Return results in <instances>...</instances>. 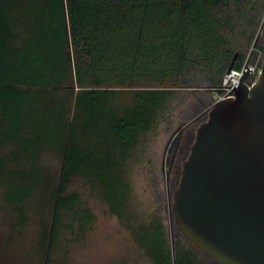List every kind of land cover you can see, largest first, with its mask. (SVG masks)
I'll return each mask as SVG.
<instances>
[{"label": "trees", "instance_id": "1", "mask_svg": "<svg viewBox=\"0 0 264 264\" xmlns=\"http://www.w3.org/2000/svg\"><path fill=\"white\" fill-rule=\"evenodd\" d=\"M263 12L264 0H0V187L13 226L39 214L28 263L0 264H67L60 231L94 217L68 190L75 174L126 215L128 149L173 89H217ZM198 71L206 83L190 82ZM134 233L150 264H209L159 212Z\"/></svg>", "mask_w": 264, "mask_h": 264}, {"label": "rangeland", "instance_id": "2", "mask_svg": "<svg viewBox=\"0 0 264 264\" xmlns=\"http://www.w3.org/2000/svg\"><path fill=\"white\" fill-rule=\"evenodd\" d=\"M257 49L264 52V12L254 39L245 50L246 55L250 53L253 57ZM189 79L192 84L207 82L200 71ZM218 94L206 85L177 87L169 94L152 126L138 135L126 153L124 175L130 186L126 215L118 216L109 211L97 185L87 177L73 175L68 190L79 193L94 217L82 226L76 224L73 230L62 229L54 256L63 255L67 264H150L148 254L136 239L134 227L153 211L162 215L170 236L182 235L170 211L173 189L196 127L206 119L207 108ZM121 97L129 98L126 94ZM49 160L54 159L49 157ZM12 214L0 187V260L28 263L39 214L33 207L22 229L11 224ZM199 254L209 264H223L203 251Z\"/></svg>", "mask_w": 264, "mask_h": 264}, {"label": "water", "instance_id": "3", "mask_svg": "<svg viewBox=\"0 0 264 264\" xmlns=\"http://www.w3.org/2000/svg\"><path fill=\"white\" fill-rule=\"evenodd\" d=\"M246 75L207 108L170 203L182 236L223 264H264V58Z\"/></svg>", "mask_w": 264, "mask_h": 264}, {"label": "built area", "instance_id": "4", "mask_svg": "<svg viewBox=\"0 0 264 264\" xmlns=\"http://www.w3.org/2000/svg\"><path fill=\"white\" fill-rule=\"evenodd\" d=\"M263 58L264 52L257 49L253 57L248 53L239 66L228 67L223 73L220 85L216 89L219 92L218 96H235V89L240 84L244 72H247L244 80L251 84L261 68Z\"/></svg>", "mask_w": 264, "mask_h": 264}]
</instances>
